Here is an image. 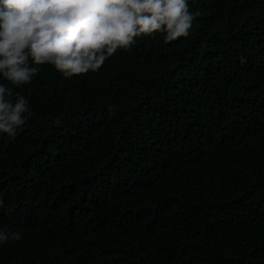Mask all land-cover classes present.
<instances>
[{"label": "trees", "instance_id": "1", "mask_svg": "<svg viewBox=\"0 0 264 264\" xmlns=\"http://www.w3.org/2000/svg\"><path fill=\"white\" fill-rule=\"evenodd\" d=\"M188 2L187 37L13 89L0 264H264V0Z\"/></svg>", "mask_w": 264, "mask_h": 264}, {"label": "clouds", "instance_id": "2", "mask_svg": "<svg viewBox=\"0 0 264 264\" xmlns=\"http://www.w3.org/2000/svg\"><path fill=\"white\" fill-rule=\"evenodd\" d=\"M198 16L188 0H0V77L12 86L0 83V133L25 123L28 100L13 89L45 64L65 78L96 72L139 38L189 36ZM21 238L0 228V244Z\"/></svg>", "mask_w": 264, "mask_h": 264}]
</instances>
